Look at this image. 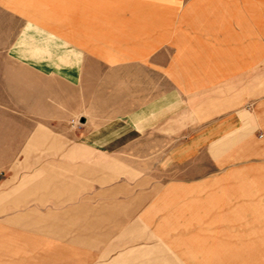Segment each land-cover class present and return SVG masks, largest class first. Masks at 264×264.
Returning a JSON list of instances; mask_svg holds the SVG:
<instances>
[{"label":"rangeland","instance_id":"374dc122","mask_svg":"<svg viewBox=\"0 0 264 264\" xmlns=\"http://www.w3.org/2000/svg\"><path fill=\"white\" fill-rule=\"evenodd\" d=\"M100 5L129 12L107 43L128 29L130 46L92 50L106 116L138 104L139 82V102L175 86L187 107L130 143L55 128L31 157L0 160V264H264V0ZM139 53L144 81L132 63L116 72Z\"/></svg>","mask_w":264,"mask_h":264},{"label":"crops","instance_id":"0c3cea01","mask_svg":"<svg viewBox=\"0 0 264 264\" xmlns=\"http://www.w3.org/2000/svg\"><path fill=\"white\" fill-rule=\"evenodd\" d=\"M102 1L0 0V160L31 157L26 154L42 150L51 138L58 140L60 133L51 131L55 128L80 126L81 133L90 126L96 130L89 143H130L147 131L161 128L186 109L187 103L175 86L148 102H139L145 96V82H139L138 104L129 110L121 109L116 116H106L113 110L94 101L97 76L107 61L92 50L130 46L128 29L127 36L123 32L122 43H107L117 32L114 22L128 27L129 12L103 7ZM98 16L105 18L98 20ZM115 16L125 18L114 20ZM131 63L132 71L136 70L138 79L144 81L146 59L142 53L135 59L127 57L125 62L115 63L122 64L116 72L129 74ZM91 76L95 83L87 81ZM239 119L233 116L230 121ZM201 136L204 138L203 134L197 136L189 146L198 143ZM22 152H26L25 156H19ZM193 156L192 151L177 161L182 163ZM225 160L217 157L211 161L221 168Z\"/></svg>","mask_w":264,"mask_h":264}]
</instances>
